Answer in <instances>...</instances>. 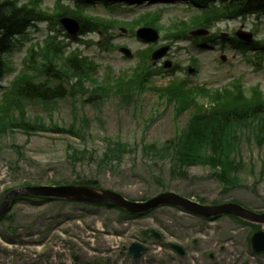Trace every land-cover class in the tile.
I'll return each mask as SVG.
<instances>
[{"label": "rangeland", "instance_id": "rangeland-1", "mask_svg": "<svg viewBox=\"0 0 264 264\" xmlns=\"http://www.w3.org/2000/svg\"><path fill=\"white\" fill-rule=\"evenodd\" d=\"M55 1L44 0L43 7L52 9ZM129 5L131 9L123 6L112 12L97 3L87 12L123 21L125 28H130L129 21L139 14L158 6H166L167 9L163 16L164 26H170L177 20L189 19L195 14L188 9L186 0H175L170 4L158 1L157 4L144 2ZM251 22L252 19L247 23L248 27H251ZM241 24L223 23L220 28L223 33L232 34ZM39 26L38 29H31L29 38L6 55L11 70L2 82L3 87H7L22 69L27 48L55 34L47 24ZM54 27L61 32L59 40H70L64 37V31L60 30L57 22ZM260 28L263 29L264 38V24ZM122 30H108L106 36L90 35L84 38L87 43L68 44L67 52L79 51L95 60L99 68L94 78L104 84L107 76L116 77L122 71L132 72L138 63L136 58L128 60L123 57L117 48L109 51L106 47L102 48L105 39H111L116 46L131 49L133 54L151 46L141 42L132 31ZM169 42L161 34L159 42L152 47L157 49L169 45ZM223 55L227 58L225 62L221 61ZM166 59L173 62V68L165 70L163 61L153 66V76L149 77L147 85L165 87L185 80L188 85H205L215 89L228 85L235 78H241L246 89L259 85L264 91V55L262 69L257 70L254 56L247 59L239 49L228 43L223 44L222 41H215L214 45L206 48L194 42H179L172 45ZM175 64H178V69L174 68ZM190 67L196 69L192 76L187 72ZM174 69L173 73H169ZM86 87L91 89L94 86L89 83ZM3 91L0 88V99ZM78 96L61 101L59 108L53 110L54 118L51 121L56 120L64 129L73 121L74 116H79L81 120L86 118L90 125L88 135L77 138L70 129H55L40 132L30 139L20 130H16L14 135L2 137L0 195L6 189L20 187L25 182L30 185H50L51 182L71 183L80 177L96 180L101 188L121 192L123 196L135 201L171 191L195 201L204 199L206 203L236 200L250 206L244 205L246 208L264 212V175L260 177L264 146L258 148L254 140L250 143L242 140L240 155L243 160L244 186L239 189L225 191L223 184L214 180L212 171L202 167L189 170L188 177L175 178L171 176L170 162L147 157L140 141L144 134L145 143L162 145L171 141L177 127L183 128L186 125L188 113L180 116L175 124L173 106H168L165 99L158 100V95L151 89L144 91L132 104H123L120 98L113 95L102 102L97 101L99 113L94 106L95 101L87 103L84 102L87 98ZM203 99L199 102H206ZM25 111L30 118L37 114L44 115L41 126H49L41 104H31ZM60 118L64 123L60 122ZM119 136L134 151L126 152L120 164L112 163V167H102L99 161L106 152L107 144L117 141ZM12 144L22 148V156ZM67 145L79 151L86 150L89 154L73 166ZM156 178L163 182V186L156 182ZM259 178L256 193H253L251 188ZM11 216L12 221L0 223V264H264V257L249 253L247 229H252L228 216L216 221H202L173 208H164L141 218H124L114 208L84 207L62 202L36 205L27 201L17 203ZM145 229L158 230L163 233L165 240L145 242L148 251L139 260H134L128 256V249L132 243L141 242L137 236ZM167 242L181 245L186 255L181 257L163 245Z\"/></svg>", "mask_w": 264, "mask_h": 264}, {"label": "trees", "instance_id": "trees-1", "mask_svg": "<svg viewBox=\"0 0 264 264\" xmlns=\"http://www.w3.org/2000/svg\"><path fill=\"white\" fill-rule=\"evenodd\" d=\"M76 2V7L65 6L62 0L57 2L60 10L67 16L83 20L78 11V5L88 0H71ZM195 4H206L209 0H193ZM246 6L242 0H230L228 7L223 11L213 8L207 15H211L208 23L220 16H227L235 13L242 14L262 6V0H250ZM43 0H29L21 2L18 0H0V82L6 74V67L3 55L11 49L12 38L25 31L32 23L49 21L50 15L42 8ZM84 33L97 31V22L92 18L83 20ZM153 26V24L151 25ZM57 47L50 46L39 52H33L34 69L33 72L21 73L7 90L3 102L0 103V135L13 132L16 127L32 129L30 119L26 116V106L28 102L39 101L47 109L56 106L63 96V82H57L53 86L48 80L36 84V79L40 76L50 74L52 71L59 73L57 69L61 57L58 55ZM40 59V61H38ZM66 73L79 70V83L75 85L79 90L83 89V80H87L94 68H86V64L77 65L70 59L67 60ZM75 74H71L74 76ZM59 83V84H58ZM170 101L179 105L188 104L189 93L180 90L178 87H171L168 91ZM260 101L253 109L242 108L240 115L235 113H218L217 109L224 111L222 107L216 108L213 114L195 115L190 119V125L182 132L178 139L168 142L161 147L154 144L147 145L145 149L147 155H156L171 162L173 172H180L189 166L204 165L214 170L217 179L227 187H235L239 183V170L242 167L240 161L235 156L239 155L240 142L243 137L248 141L252 137L259 145L264 144V105ZM50 114V112L48 111ZM41 118H37L38 124ZM120 146L118 144L111 154H107L105 164L113 158L120 159ZM91 182H85L90 184Z\"/></svg>", "mask_w": 264, "mask_h": 264}, {"label": "water", "instance_id": "water-1", "mask_svg": "<svg viewBox=\"0 0 264 264\" xmlns=\"http://www.w3.org/2000/svg\"><path fill=\"white\" fill-rule=\"evenodd\" d=\"M68 27L71 29H74L75 27L68 23ZM149 33V31H143L141 34L143 37L147 39L154 40L156 39V36L153 38H148L146 35ZM164 54V52H159L155 54L154 58H159ZM18 194H31V195H39V196H46V197H59L69 200H77V201H84V202H91V203H102V202H111L115 204L118 207H121L123 209H126L129 212L132 213H139L148 211L156 206H159L161 204H176V205H182L179 203V199L177 196L173 194H167L163 196H159L147 203L144 204H138V203H131L126 201L123 197L112 194L110 192H103L102 194H98L95 191L85 188V187H43V188H34V189H25V190H18L12 192L8 197L7 201L14 195ZM234 206H224L216 209H212L214 214L218 213H230L235 214L239 216L238 210L236 208H232ZM211 209H200V213H204ZM133 247L132 251H135ZM141 250V248H139ZM139 253L135 254V257H138Z\"/></svg>", "mask_w": 264, "mask_h": 264}]
</instances>
